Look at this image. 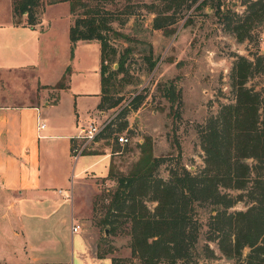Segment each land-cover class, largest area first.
<instances>
[{
  "label": "rangeland",
  "instance_id": "1",
  "mask_svg": "<svg viewBox=\"0 0 264 264\" xmlns=\"http://www.w3.org/2000/svg\"><path fill=\"white\" fill-rule=\"evenodd\" d=\"M200 1L184 0L177 3L174 0H112L102 6L109 12L104 16L105 23L111 28L103 31L107 41L106 50L113 53L109 62L112 67L108 71L116 67V59L128 49L125 71L110 80L109 101L100 108L102 110L96 107L95 97L99 90L98 43L89 40L77 44L72 61L73 54L64 46L67 23L63 13H59L62 12L61 7L56 10L51 8L42 17L43 28H48V32L55 36L58 50L63 47L61 62L64 69L68 67V88L58 91L56 96L62 102L58 119L64 123L68 121L70 126L74 125L75 118H72L70 106L76 94H79L74 104L78 113L77 127L90 121L100 124L106 120V116H113L118 107L126 108L118 117H113L110 127L101 132L92 146L77 154L75 159H70L72 172L81 163L95 162L89 170L93 175L86 176L93 183L92 190L82 194L78 203H74L75 206H81L78 216L84 224V232L79 229L70 237L66 231L63 235L66 238V250L59 247L41 250L39 264H93L95 259L88 238L93 239L96 254L105 259L129 256L127 224H121L114 233L107 231L105 234V227L99 220L105 212L103 206L108 203L113 192L115 176L125 175L130 170L138 158V144L142 141H149L152 156L163 159L156 167L155 177L166 179L167 169L174 164L175 159L190 172H197L202 167L203 152L198 139V126L215 115L221 105L233 102L229 71L236 56L242 55L252 60L256 52L264 53V16L261 23L252 25L245 39L237 41L227 25L245 15V6L249 0H219L218 10L214 4L213 7L209 6L208 0L206 5L197 6ZM40 9L41 6L37 11ZM221 13H227L228 18L220 17ZM154 17L160 24L159 28L152 26ZM37 30L39 25L33 31ZM110 49L114 52H110ZM147 56L153 63L150 70ZM170 83L175 92H179V104H173V109L159 90V87H168ZM245 85L262 91L264 74L249 78ZM23 89H33L32 79L24 84L0 82V91L6 95L5 98H8L10 92L13 93L8 99L18 100L17 93ZM135 95L139 97L136 108L129 103ZM116 98H119L117 108L107 107ZM119 134L126 135L130 144L119 146L113 140ZM78 140L73 138L72 145L78 143ZM109 165H112L115 175L110 179L106 178ZM104 172V176H98ZM70 183L72 188L75 187L76 177L72 180L71 176ZM230 193L234 195L235 192ZM245 201L242 198L229 210L244 209ZM145 205L152 210L154 202L145 201ZM212 214L214 211L202 213L203 232L206 230L205 223H208L207 217ZM71 239L73 247L70 246ZM208 244L217 253L215 241H209ZM4 253L3 258L11 255L7 248ZM206 261V264L224 263L222 259H205L199 264ZM9 262L0 260V264H35L21 253L20 257L16 256L15 263ZM106 262L100 261L101 264Z\"/></svg>",
  "mask_w": 264,
  "mask_h": 264
},
{
  "label": "trees",
  "instance_id": "2",
  "mask_svg": "<svg viewBox=\"0 0 264 264\" xmlns=\"http://www.w3.org/2000/svg\"><path fill=\"white\" fill-rule=\"evenodd\" d=\"M110 1L10 0L13 24L30 27L37 23L45 5L67 2L73 16L68 28L70 54L79 40H94L99 45V109L109 101L110 80L125 71L128 53L125 49L116 59V67L108 71L113 53L106 50L103 31L111 28L104 16L109 12L102 6ZM247 2L245 15L227 25L237 41L245 39L252 25L261 23L264 16V0ZM203 4L207 1L201 0L197 6ZM208 4H214L216 10L220 6L219 0H208ZM219 16L228 18L227 13ZM152 26L160 27L156 17ZM146 61L150 70L153 63L148 56ZM257 74H264V53L256 52L252 60L236 56L229 71L233 102L221 105L215 115L198 126L203 165L197 172L188 171L175 159L167 169L166 179L155 177L156 167L163 159L152 156L147 140L138 144V158L125 175L116 177L109 165L106 178L115 176V185L99 221L109 233L126 223L129 236V256L111 257L109 264H199L205 259H222L227 264H264V89L256 91L245 85ZM66 75L67 70L56 88L66 87ZM159 90L171 109L179 104V92L171 83ZM118 101L119 98L114 99L107 107L116 109ZM138 102L136 95L129 101L134 108ZM118 108L113 116H106L108 122L102 131L126 107ZM242 198L246 199L244 209L229 210ZM145 201L154 202L152 210ZM210 211L214 214L207 217L203 232L201 216ZM209 241H215L217 253ZM96 256L104 257L98 253Z\"/></svg>",
  "mask_w": 264,
  "mask_h": 264
},
{
  "label": "crops",
  "instance_id": "3",
  "mask_svg": "<svg viewBox=\"0 0 264 264\" xmlns=\"http://www.w3.org/2000/svg\"><path fill=\"white\" fill-rule=\"evenodd\" d=\"M51 8L62 9L59 13H63L67 23L64 46L69 50L71 16L67 2L45 5L37 23L30 27L14 25L10 0H0V82L24 84L32 79L33 83V89L17 93L18 100L8 99L13 93L5 98L0 91V260L8 263H15L16 256L20 257L21 253L24 258L39 264L41 250L55 247L66 250L63 235L67 231L73 237L77 232H71V225L78 223L84 232V224L78 216L81 206L74 203L93 188L86 176L93 175L89 170L95 162L81 163L72 172L70 161L73 137L80 129L74 107L79 94L71 99L74 125L62 122L57 116L62 102L56 96L58 91L68 88V75L66 87L56 88L55 84L62 81L68 67L64 69L61 62L63 47L58 50L55 36L48 28H43L42 17ZM38 25L39 30L34 32ZM82 41L75 43L72 61L74 49ZM98 93L99 90L95 93L96 105ZM40 124L43 127H39ZM71 176L72 180L76 177L73 188ZM88 239L95 259L93 264H101V260H107L106 264H109V259L96 256V245L93 239ZM70 246L73 247L72 239ZM6 248L11 255L3 258Z\"/></svg>",
  "mask_w": 264,
  "mask_h": 264
},
{
  "label": "built area",
  "instance_id": "4",
  "mask_svg": "<svg viewBox=\"0 0 264 264\" xmlns=\"http://www.w3.org/2000/svg\"><path fill=\"white\" fill-rule=\"evenodd\" d=\"M101 114V113H100ZM108 122V119L100 124L90 121L84 126L80 127L78 134H76L73 138L79 139L78 143H75L71 146V157L73 159L76 158L77 154L82 153L84 150L88 149L92 144H94L95 139L101 134L103 128L105 127L106 123ZM39 127H43V124H40ZM115 142L119 146L128 145L130 144V139L124 135L119 134L114 136ZM60 192V190H58ZM65 198H69V195H64ZM80 228L78 223H74L71 225L70 230L71 232H76Z\"/></svg>",
  "mask_w": 264,
  "mask_h": 264
},
{
  "label": "water",
  "instance_id": "5",
  "mask_svg": "<svg viewBox=\"0 0 264 264\" xmlns=\"http://www.w3.org/2000/svg\"><path fill=\"white\" fill-rule=\"evenodd\" d=\"M104 233H105V234L107 233V230H106V229L104 230Z\"/></svg>",
  "mask_w": 264,
  "mask_h": 264
}]
</instances>
